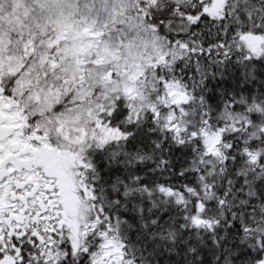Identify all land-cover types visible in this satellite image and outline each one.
Returning a JSON list of instances; mask_svg holds the SVG:
<instances>
[{
    "label": "snow or ice",
    "instance_id": "6c2138e0",
    "mask_svg": "<svg viewBox=\"0 0 264 264\" xmlns=\"http://www.w3.org/2000/svg\"><path fill=\"white\" fill-rule=\"evenodd\" d=\"M0 264H264V0H0Z\"/></svg>",
    "mask_w": 264,
    "mask_h": 264
}]
</instances>
